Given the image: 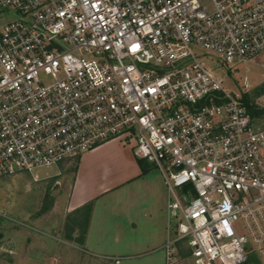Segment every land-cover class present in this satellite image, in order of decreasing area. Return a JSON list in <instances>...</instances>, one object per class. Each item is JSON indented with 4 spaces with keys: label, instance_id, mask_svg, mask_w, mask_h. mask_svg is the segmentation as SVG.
<instances>
[{
    "label": "built area",
    "instance_id": "built-area-1",
    "mask_svg": "<svg viewBox=\"0 0 264 264\" xmlns=\"http://www.w3.org/2000/svg\"><path fill=\"white\" fill-rule=\"evenodd\" d=\"M263 53L264 0H0V179L120 141L164 178L167 264H264V123L207 62Z\"/></svg>",
    "mask_w": 264,
    "mask_h": 264
},
{
    "label": "rangeland",
    "instance_id": "rangeland-1",
    "mask_svg": "<svg viewBox=\"0 0 264 264\" xmlns=\"http://www.w3.org/2000/svg\"><path fill=\"white\" fill-rule=\"evenodd\" d=\"M207 60L216 75L225 79V87L230 92L243 93L247 82L250 85L249 93L244 96L249 97L255 109L264 111V53L246 65L234 67H229L214 55ZM255 118L257 127H261L264 115ZM146 163L149 167L146 173L148 179L136 184L131 197L127 195L124 202L100 204L93 221L92 234L98 237H92L93 245L97 244L96 240L104 244L103 236L109 246L113 245L116 231L125 236L124 241L133 236H144L149 231H163L168 218V191L161 172L154 164ZM77 165L75 161L68 168H64L66 164H60L39 169L35 175L21 174L0 179V264H101L68 246V233L74 224L67 226V217L56 206V185L65 180L72 181ZM149 208L152 213L146 217L144 211ZM130 221L138 224L135 234L129 231L134 229L130 227ZM170 225L173 239L176 237L175 220H171ZM182 251L185 252V248ZM160 254H152V257ZM246 264L261 262L253 255Z\"/></svg>",
    "mask_w": 264,
    "mask_h": 264
},
{
    "label": "crops",
    "instance_id": "crops-1",
    "mask_svg": "<svg viewBox=\"0 0 264 264\" xmlns=\"http://www.w3.org/2000/svg\"><path fill=\"white\" fill-rule=\"evenodd\" d=\"M138 160L139 158L131 147L114 141L86 153L79 159L63 163V165L66 164L64 168H68L75 161L78 162V165L72 181L65 180L64 183L56 185L58 188L56 192L57 210L63 212L67 220L68 217H71L74 219L73 221L79 223L83 222L78 220L81 218L83 220L82 212L84 210L80 215L74 213L89 205L91 206L89 224L85 234L79 235L81 228L77 226V223L74 224V231L70 237H67L68 246L78 249L82 255L101 262V264H167L164 247L167 241L172 239L168 199L166 200L168 218L167 224H162L163 231L162 229L160 232L149 231L144 236H133L130 239H125V241V236L123 237L122 233L116 231L113 245L109 246L104 236L101 237L102 242H105L102 245L98 240L95 241L97 242L95 245L91 242L92 237L98 238L93 236L92 227L100 204L110 201L124 202L127 195L131 197V194L135 192L137 183L146 182L148 179ZM146 185L150 186L149 184ZM163 194L165 195V193ZM151 213L150 208L144 211L146 217H150ZM129 223L130 227H134L129 231L135 234L138 231V224L135 221ZM76 231L79 232L78 235ZM80 238H83L82 242L78 240ZM183 248L185 246L180 245V249L177 251L179 264H193L188 257L189 251L185 248V252H183ZM156 253L161 254L158 257H152V254Z\"/></svg>",
    "mask_w": 264,
    "mask_h": 264
},
{
    "label": "trees",
    "instance_id": "trees-1",
    "mask_svg": "<svg viewBox=\"0 0 264 264\" xmlns=\"http://www.w3.org/2000/svg\"><path fill=\"white\" fill-rule=\"evenodd\" d=\"M243 102H244V105L247 107V109H248V112L252 115V117H256V116H259V115H264V111H259V110H257V109H255V107H253L252 105H251V103H250V101H249V97L247 96V95H245L244 96V99H243ZM256 119V118H255ZM147 161L146 160H143V159H139L138 160V163H139V165H140V167L142 168V170H143V173L145 174V173H147V171H148V169H149V167H148V165H147V163H146ZM84 210V211H83ZM83 211V212H82ZM83 213V220H82V218L80 219V220H78V221H83V222H79V223H77V226L79 227V228H82V236L85 234V232H86V227H87V225L89 224V217H90V212H91V206L89 205V206H87V207H85V208H83L82 210H79V211H77V212H75L74 214H79V213ZM74 219L73 218H71V217H68V221L66 222L67 223V226H69V225H73V224H75L76 225V223H73V222H75V221H73ZM71 221V224L69 223ZM73 227H75L74 225L72 226V229H71V231H70V233H68V237H70V235H71V233L74 231L73 229ZM80 242H82L83 241V238H80V239H78Z\"/></svg>",
    "mask_w": 264,
    "mask_h": 264
}]
</instances>
